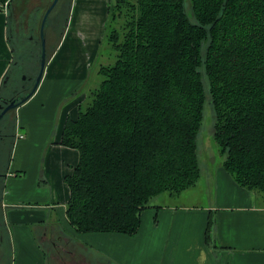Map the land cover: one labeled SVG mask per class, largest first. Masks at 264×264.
I'll use <instances>...</instances> for the list:
<instances>
[{"label": "trees", "instance_id": "trees-1", "mask_svg": "<svg viewBox=\"0 0 264 264\" xmlns=\"http://www.w3.org/2000/svg\"><path fill=\"white\" fill-rule=\"evenodd\" d=\"M11 1L0 0V10ZM70 4L58 0L51 13L47 59ZM107 15L115 24L100 45L106 37L114 62L100 65L99 85L79 101L77 117L66 118L61 135L60 143L79 154L65 177V215L74 231L133 236L141 211L156 197L196 185L209 105L221 167L264 205V0H190L189 11L185 0H107ZM28 42L18 41L21 53ZM15 123L8 113L0 120V201ZM76 246L89 258L101 257ZM11 262L0 222V264ZM101 264H110L103 255Z\"/></svg>", "mask_w": 264, "mask_h": 264}, {"label": "crops", "instance_id": "crops-1", "mask_svg": "<svg viewBox=\"0 0 264 264\" xmlns=\"http://www.w3.org/2000/svg\"><path fill=\"white\" fill-rule=\"evenodd\" d=\"M71 9L70 24L47 59L38 89L13 112L14 144L1 179L0 201L11 264H50L45 242L52 251L62 250L65 257L80 256L77 242L89 246L101 255L94 264L102 263V255L110 264H264V205L255 193L235 184L220 164L208 172L214 204L154 203L141 211L133 236L74 231L65 215L69 199L65 177L79 154L60 142L64 122L77 117L81 100H76L79 95L65 97L84 89L89 78L105 33L107 0H71ZM9 50L7 15L2 8L0 82L12 59Z\"/></svg>", "mask_w": 264, "mask_h": 264}, {"label": "rangeland", "instance_id": "rangeland-1", "mask_svg": "<svg viewBox=\"0 0 264 264\" xmlns=\"http://www.w3.org/2000/svg\"><path fill=\"white\" fill-rule=\"evenodd\" d=\"M25 1V0H24ZM62 1V0H60ZM52 2V1H51ZM51 2L48 3V1L45 3L47 4V7L51 4ZM189 5L190 0H185V6L187 10L189 11ZM71 14L72 9L69 14V23L71 20ZM115 24V21L109 20L106 23V35L110 32V30L113 29V25ZM67 27V26H66ZM38 28V27H37ZM90 28L95 31V26H90ZM67 30V28H66ZM38 29H34L30 33L37 35ZM89 37L91 35L89 33H86ZM29 35V36H30ZM29 39V38H28ZM28 39L25 36H21L20 42L27 43ZM53 43V38L50 36L48 38V42ZM32 42V40H31ZM30 39H29V45H30ZM28 45V46H29ZM27 46V48H28ZM11 55V50H9ZM18 59V57H17ZM115 56L112 48L109 46V42L106 40V37L101 42V45L98 49V54L94 60V63L91 65L89 70V78L85 82L84 89L80 90L79 97L76 100H87L88 98V91L90 89H93L97 87L101 81V76L98 74V69L100 65H109L114 62ZM24 75H20L19 79L22 80ZM35 80V78H34ZM34 84V83H33ZM31 86H33L31 84ZM74 96L65 97L66 100L71 99ZM211 107L210 105L207 106L205 109V114L203 118V124L201 126L198 142H199V158L202 165V174L199 177V180L196 185L187 188L185 191H183L179 196H168L167 193L160 194L158 197H156L152 204H160V205H175V207H183V206H191V207H207L210 204H214V200L211 198L214 195V184L213 182H210L208 172H213V168L215 169V166H218L221 162L220 155L218 153V148L213 142L211 138L212 133V125H213V118L211 114ZM207 167V170H206ZM153 206V205H152ZM44 246L49 250L50 253V264H94V259L89 258L86 255H84V258L81 256H64V252L54 250L52 251L50 249V246L47 244V242L44 243ZM57 256V258L55 257ZM112 264H115L112 262Z\"/></svg>", "mask_w": 264, "mask_h": 264}, {"label": "flooded vegetation", "instance_id": "flooded-vegetation-1", "mask_svg": "<svg viewBox=\"0 0 264 264\" xmlns=\"http://www.w3.org/2000/svg\"><path fill=\"white\" fill-rule=\"evenodd\" d=\"M48 7L45 6L44 0H25V1L23 0L19 2L12 0L8 4V6L4 7L5 13L7 15V41L9 48L12 52L11 53L12 59L9 62L5 74L3 75V78L0 82V110L2 107L7 105L9 101L14 99L18 100L21 96H24L26 93H28L32 88L31 84L33 85L35 81L34 78H36L38 74L39 63H40V54H41L40 25L44 13ZM54 7L48 14L47 19L45 21L43 27L44 35L46 34L45 29L49 25V18L55 12ZM70 11H71V4H70ZM62 19H63V14H61L60 16V20ZM34 20H35V24L33 25ZM68 22H69V18H68ZM35 28L38 29L37 35L34 34L30 35V33L34 31ZM21 36H25L27 39L29 38L31 43L28 46V48L27 47L25 48L26 50H24L23 53H21L18 49V41H20ZM31 40L33 42H31ZM37 41L39 42L38 43L39 51L37 48ZM45 50H46V58H47L46 35H45ZM28 51L36 55V58L34 59L33 57L29 58ZM20 75H24L22 80L19 79ZM14 110L16 109H12L7 113L9 115L10 114L13 115ZM13 144H14V137H13Z\"/></svg>", "mask_w": 264, "mask_h": 264}, {"label": "water", "instance_id": "water-1", "mask_svg": "<svg viewBox=\"0 0 264 264\" xmlns=\"http://www.w3.org/2000/svg\"><path fill=\"white\" fill-rule=\"evenodd\" d=\"M57 2H58V0H52L51 4L46 9L44 16L42 18V21H41V25H40L41 54H40L39 70H38V74L35 78L34 84L31 88V90L28 93H26L24 96H21L18 100L14 99V100L9 101V103L7 105H5L4 107L1 108L0 120L4 117V115L8 111H10L12 109H17L19 106H21L27 100H29L37 90V87H38V85L41 81V78L43 76L44 69L46 66V60H47L46 50H45V35H44L43 27H44V24H45V21L47 19L48 14L53 9V7L56 5ZM7 6H8V4H7Z\"/></svg>", "mask_w": 264, "mask_h": 264}, {"label": "built area", "instance_id": "built-area-1", "mask_svg": "<svg viewBox=\"0 0 264 264\" xmlns=\"http://www.w3.org/2000/svg\"><path fill=\"white\" fill-rule=\"evenodd\" d=\"M5 6H7V2L5 3V5H3V7L2 8H4ZM16 137V136H15Z\"/></svg>", "mask_w": 264, "mask_h": 264}]
</instances>
